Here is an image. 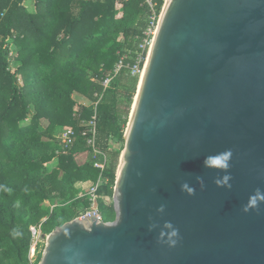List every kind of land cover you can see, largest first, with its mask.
I'll use <instances>...</instances> for the list:
<instances>
[{"label": "water", "instance_id": "1", "mask_svg": "<svg viewBox=\"0 0 264 264\" xmlns=\"http://www.w3.org/2000/svg\"><path fill=\"white\" fill-rule=\"evenodd\" d=\"M124 140L38 264H264V0H165Z\"/></svg>", "mask_w": 264, "mask_h": 264}, {"label": "trees", "instance_id": "2", "mask_svg": "<svg viewBox=\"0 0 264 264\" xmlns=\"http://www.w3.org/2000/svg\"><path fill=\"white\" fill-rule=\"evenodd\" d=\"M152 1L160 13L165 0ZM26 2L0 0V264H29L31 226L49 234L91 209L77 182L102 178L98 194L113 198L122 149L111 142L125 141L138 79L124 70L107 89L102 81L138 49L153 13L147 0ZM68 128L76 140L65 146ZM97 207L115 219L113 202Z\"/></svg>", "mask_w": 264, "mask_h": 264}, {"label": "built area", "instance_id": "3", "mask_svg": "<svg viewBox=\"0 0 264 264\" xmlns=\"http://www.w3.org/2000/svg\"><path fill=\"white\" fill-rule=\"evenodd\" d=\"M148 4L150 5L152 9V15L150 16V22L146 30L144 31V36L142 37L138 49L134 52L128 51L126 54H124L121 59L117 62L115 66L114 75L111 78H106L102 81V84L105 89H107L111 81L114 77L119 76L122 74L124 70H126L127 74H129L132 78H137L138 81L143 73L144 66L148 57L149 49L153 41V36L155 34L157 24L159 21V17L161 15L160 13H157L156 10V4L152 0H147ZM89 132L91 134V137L88 139V143L91 146L95 145V135H96V123L95 121L90 122L89 125ZM59 139L62 141V143L65 146L71 145L76 140V134L75 131L71 128L63 130L61 135L59 136ZM95 154H100L101 152L98 151L96 148L94 149ZM104 155L103 161H96L95 166L101 170L105 169V162H106V155ZM102 184V178H100L99 182L97 184H94L91 186V188L86 192L85 195H88L91 202L92 207L89 211L85 212L79 217H83L91 212H96L98 217L102 219V216L99 212V209L97 207V202L99 198H104L107 200L110 198L109 196H104L98 194V190L100 185ZM31 235H32V243H31V249L29 253V264H37L38 257L40 252L38 253V247L40 245V241L43 235V231L41 229L40 225H33L30 227Z\"/></svg>", "mask_w": 264, "mask_h": 264}, {"label": "rangeland", "instance_id": "4", "mask_svg": "<svg viewBox=\"0 0 264 264\" xmlns=\"http://www.w3.org/2000/svg\"><path fill=\"white\" fill-rule=\"evenodd\" d=\"M26 8H27L28 10H30V11H34V2H33V0H27V2H26ZM13 46H14L13 49H15V48H16V47H15V44H14ZM13 54H16V51H15V50H13V52L11 53V55H13ZM13 65H14V64H13ZM130 82H131V80H130ZM138 84H139V81L137 82V87H138ZM134 98H135V96H134ZM134 98H133L132 103H131V108H132V105H133V102H134ZM125 100H126V99H125ZM130 112H131V111H130ZM129 115H130V114H129ZM62 132H63V130H62L60 133H62ZM60 133H59L58 136L61 135ZM113 147L116 148V149H122V150H123L124 143H122V142H116V143L113 145ZM85 159H86V157H80V160H81V161H84ZM107 201L110 202V203H112V202H113V198H108ZM47 235H48V234L43 233L42 238H41V241H40V245H39V247H38V253H39V252L41 253V252L44 250L45 243H46V240H47Z\"/></svg>", "mask_w": 264, "mask_h": 264}, {"label": "crops", "instance_id": "5", "mask_svg": "<svg viewBox=\"0 0 264 264\" xmlns=\"http://www.w3.org/2000/svg\"><path fill=\"white\" fill-rule=\"evenodd\" d=\"M141 39H140V41H141ZM140 41H139V43H140ZM111 144L113 146L115 144V142L112 141ZM93 185H94L93 181H79V182L76 183V187L80 189V195L84 194L85 192H88V190Z\"/></svg>", "mask_w": 264, "mask_h": 264}, {"label": "clouds", "instance_id": "6", "mask_svg": "<svg viewBox=\"0 0 264 264\" xmlns=\"http://www.w3.org/2000/svg\"><path fill=\"white\" fill-rule=\"evenodd\" d=\"M226 179H227V177H226ZM184 187H185V188H187V185H184ZM188 191H189V192H191V191H192V189H190V188H189V189H188ZM172 235H173V236H175V235H176V232H175V231H173V232H172Z\"/></svg>", "mask_w": 264, "mask_h": 264}]
</instances>
